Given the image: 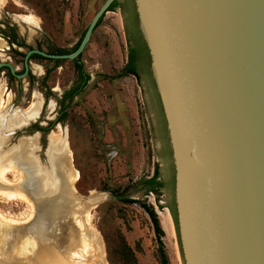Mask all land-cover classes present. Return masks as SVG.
<instances>
[{"label": "rangeland", "instance_id": "rangeland-1", "mask_svg": "<svg viewBox=\"0 0 264 264\" xmlns=\"http://www.w3.org/2000/svg\"><path fill=\"white\" fill-rule=\"evenodd\" d=\"M102 1L19 0L20 5H17L6 0L0 9V29L6 28L7 24L15 26L19 39H23L26 46L9 43L0 32L3 42L0 60L10 62L20 72L23 55L17 52L24 53L32 47L51 53H56L58 48L70 51ZM126 1L125 4L124 0H118L123 6L105 12L94 29L80 55L83 69L90 78L67 107L66 117L48 132L42 134L32 125L46 126L60 114L62 93L77 80L74 63L64 59L53 67L51 60L30 59L29 75L23 79H11L6 68L0 69V85L4 86L0 98L5 102L0 105V116H4V125H0V156L19 150L20 142L32 138L34 144L30 155L35 164L39 165L37 155L44 163L47 135L57 128L62 130L73 169L68 183L75 204L64 217L57 215L55 222L62 226V220L70 216L81 229L79 246L74 247L67 229L62 228L60 236L69 245L64 253L56 252L54 238L50 241L51 248H44L42 252V244L37 238L16 234L18 229L31 224L33 216L39 215L42 202L38 203L33 196H37L43 187L39 184L37 190L32 186L29 189L25 182L26 168L3 159L0 165L13 163L22 172L23 185L19 190L35 203L31 210L23 198L0 193V213L3 215L0 222L7 226L4 237H0V252L14 256L11 264H134L123 250V241L132 248L138 264H160L157 235L143 204L152 208L162 228L160 240L168 263L182 264L169 212L173 182L163 120L148 77L144 52L139 49L132 32L138 77L131 73L118 76L130 48L125 26L130 3ZM29 13L37 18L36 24L22 22L16 16ZM34 103L39 106L38 113L26 123L22 118L35 107ZM43 163L37 168L36 175L43 169L48 170ZM155 166L163 185L158 193L146 192L141 181L152 176ZM4 176L7 181H14L18 172L7 170ZM47 181L44 188L54 193L58 187L54 189L53 180ZM0 189L8 193L17 191L1 181ZM29 191L37 192L31 194ZM118 196L138 201L124 202ZM52 221L53 218L47 220V228L53 229ZM52 232L57 233L54 229ZM74 252L79 255L74 256ZM4 260L9 264V258Z\"/></svg>", "mask_w": 264, "mask_h": 264}, {"label": "water", "instance_id": "water-1", "mask_svg": "<svg viewBox=\"0 0 264 264\" xmlns=\"http://www.w3.org/2000/svg\"><path fill=\"white\" fill-rule=\"evenodd\" d=\"M113 1L71 52L32 47L22 72L3 60L0 69L23 79L34 53L76 59ZM129 3L169 148L182 264H264V0ZM49 148L47 135L45 162L37 158L56 176L60 154Z\"/></svg>", "mask_w": 264, "mask_h": 264}, {"label": "bare ground", "instance_id": "bare-ground-1", "mask_svg": "<svg viewBox=\"0 0 264 264\" xmlns=\"http://www.w3.org/2000/svg\"><path fill=\"white\" fill-rule=\"evenodd\" d=\"M6 0H0V9L2 8L4 2ZM15 4L20 5L19 0H12ZM17 18L19 20H21L22 22H29V23H33L36 24L37 23V18L33 15V14H17L16 15ZM3 47V42L0 39V48ZM4 91V86L0 85V93ZM4 100V98H0V105H3L5 102L2 101ZM37 103H39V101H37ZM35 107H32L28 113L24 114V117L22 119H25L24 122H28L30 119H32L33 117L36 116V114L38 113V105L36 103H34ZM20 119V120H22ZM19 120V121H20ZM4 116H0V125H4ZM15 122V121H14ZM3 127V126H1ZM1 133V130H0ZM49 145H50V154L52 152L53 156L54 155H59V161L56 160V162L54 163V167H55V171H56V176H53V172L52 170L49 169V171L47 169H43L41 172L43 174V180H37L38 175L35 174V172L37 171V168L39 167V165L34 163V158L30 155V150H31V146L34 144V139L32 138H28L23 142H20V147L19 150L12 152V153H4L5 156H0V162H2L3 159H9L11 162L15 163L17 162V165H23L24 170H26V186L30 189L29 186H32L34 190H37V185L42 184L43 189L41 188L40 193L37 196H33L36 199H38V203L43 200L42 202V206L39 210V215L38 213L36 214V216H33L32 218V222L30 225L25 226L24 228H20V229H15L17 230L16 234L18 235H23L25 237L29 236L32 237L34 236L35 238H37L38 241H40L41 248H42V252H44V248L46 249H50V245H51V239L56 242V252L59 253H64L65 249L67 248V246L69 247V245L67 244V240L64 237L60 236V232L62 230L63 227H65L67 229V232L70 234V236L72 237V243L74 245V247L79 246V236H78V232H81V229L76 225V222L71 219L70 216H67L64 218V220H62V226H60L59 222H55V219L58 216H65V213L68 212V210H70L75 203V199H73L71 190L72 188L70 187V184L68 183V178L71 177L73 175V169L69 164V158H68V154L65 157L64 153H62L61 151L63 149L66 150L67 153V143H66V138L65 135H63L62 130L58 129L55 131H52L49 133ZM13 149V148H12ZM9 163V161H8ZM11 163V165H0V181L3 182V185L7 186V187H11L13 189H16L17 191L14 192H5L4 190L0 189V193L1 194H6V196H10V197H21L23 198L26 202H28V204L32 207L31 210H34L35 208V203L33 204L31 202V200L28 198V196H26L25 194H22L21 191L19 190L21 188V186L23 185V183L21 182L22 179V172L19 171L18 169H16L17 167H15L13 164ZM1 164V163H0ZM6 164V163H5ZM19 168V167H18ZM16 171L18 172V177L15 178L14 181H7V179H5L4 173L5 171ZM7 178V177H6ZM48 179L53 180L54 182L52 183L54 186V189L57 188V190L54 193H49L48 190L46 188H44V186H47L48 184ZM4 187V186H3ZM39 188V186H38ZM6 190V189H5ZM9 190V189H8ZM4 192V193H3ZM31 194L37 191H29ZM29 194V193H28ZM4 196V195H3ZM5 196V197H6ZM48 196L50 199H48ZM98 196H95V199H97ZM16 199V198H14ZM38 212V210H37ZM49 218H53L54 222V227L53 229L55 231H57V233H53L51 228H47L48 222L47 220ZM0 219L3 220V215L0 213ZM5 219V218H4ZM59 219V217L57 218ZM19 221V220H18ZM17 221V222H18ZM13 222V220H12ZM20 222V221H19ZM5 224V223H4ZM0 222V237L5 235L6 230H7V226L6 224L4 225ZM78 228V229H77ZM95 234L98 235L97 232H95ZM16 236V235H15ZM51 252V251H50ZM55 255V254H54ZM79 254H77V252H74V256H78ZM4 258H9V264H11L14 261V256L10 255V254H5L2 252H0V264H8L5 263ZM50 258V257H49ZM56 258V257H55ZM182 260V259H181Z\"/></svg>", "mask_w": 264, "mask_h": 264}, {"label": "trees", "instance_id": "trees-1", "mask_svg": "<svg viewBox=\"0 0 264 264\" xmlns=\"http://www.w3.org/2000/svg\"><path fill=\"white\" fill-rule=\"evenodd\" d=\"M118 5H119V2L117 0H114L110 4L108 10H113ZM103 16H104V14L99 18L96 26L101 22ZM85 29L70 51H66V50H62V49L58 48L56 53H68V52H71L72 50H74L78 46V44H79V42H80V40H81V38L85 32ZM0 32L3 34L4 37L7 38L9 43L17 44V46H26V43L24 42V40L19 39L15 26L7 24L6 28L0 29ZM134 37H135L136 42L138 43L139 49L144 52L146 50V48L143 45V43L140 39V36L138 35V32L136 29L134 31ZM38 48H40V47H38ZM17 53L24 56V53H22V52H17ZM136 54H137L136 50L134 48L130 47L129 51H128V55H127V61H126L125 65L123 66L121 72L118 74V76H122V75H125L127 73H131V74L135 75L136 77H138L136 67H135V63H134L136 60ZM30 59L51 60V61H53V67H57L64 60V59H50V58L43 57L40 54H36V53L32 54L30 56ZM71 61L74 63L75 70L77 72V80L67 90H65L62 93L61 99L59 101V103H60V114L54 120L49 121L46 126H41L37 123H34L32 125V128H34L35 130L41 131L42 134L48 132L50 130V128H52L58 121H62L66 117L67 107L69 106V104L73 100L74 96H76L77 94H79L83 90L88 79L90 78L89 74H87L83 69L82 62L80 61V55L76 59L71 60ZM4 68H6V67H4ZM7 73L11 79L14 78V76L10 74L8 69H7ZM28 75H29V73H28ZM32 80H33V76H31L30 81H32ZM42 139H44V138H42ZM141 184H142V187L145 188L146 192L158 193V191L160 190V188L163 185V182L158 179V167L157 166H155V169H154L152 176H150L149 178L143 179L141 181ZM114 195L116 196V194H114ZM118 198H120L124 202H137L138 201L136 199H131L128 197H123V196H118ZM143 207L145 208V210L149 214V216L152 220L153 226H154L155 233L157 235V241H158L157 249H158V253H159L160 264H169L168 258L166 256L165 251H164L162 241L160 240V236L163 232H162V228L160 227L159 221H158L155 213L153 212L152 208L146 206L145 204H143ZM122 245H123L122 247H123L124 252L130 256L131 261L134 264H138L134 254H133L132 248L126 243V241H123Z\"/></svg>", "mask_w": 264, "mask_h": 264}, {"label": "flooded vegetation", "instance_id": "flooded-vegetation-1", "mask_svg": "<svg viewBox=\"0 0 264 264\" xmlns=\"http://www.w3.org/2000/svg\"><path fill=\"white\" fill-rule=\"evenodd\" d=\"M118 1V0H117ZM124 3L126 4L127 3V1L126 0H124ZM120 8L123 6V3H121V2H119V5H118ZM134 16H133V14L131 13V11H129V10H127V18H126V32H127V36H128V38H130L129 39V46L131 47V48H134L133 47V45L131 44V42L133 41V39L131 38V36H130V33L132 32L133 33V35H134V31H135V29H136V27H135V21H134V18H133ZM135 49V48H134ZM135 67H136V71H137V60H135ZM22 71H23V69H22ZM22 71H20V72H22ZM30 71V70H29Z\"/></svg>", "mask_w": 264, "mask_h": 264}]
</instances>
